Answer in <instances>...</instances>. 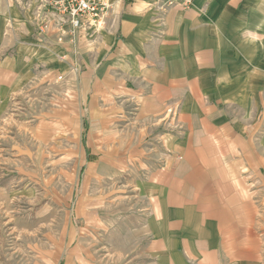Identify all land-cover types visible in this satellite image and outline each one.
Wrapping results in <instances>:
<instances>
[{
    "label": "rangeland",
    "instance_id": "rangeland-1",
    "mask_svg": "<svg viewBox=\"0 0 264 264\" xmlns=\"http://www.w3.org/2000/svg\"><path fill=\"white\" fill-rule=\"evenodd\" d=\"M14 2L22 5V0ZM108 2L102 28L82 33L79 42L94 40L113 23L115 1ZM159 2L162 11L182 8L181 0ZM23 3V12L32 9L35 16L38 44L30 45L44 50L45 57L21 60L15 54L12 62L22 67L8 78L0 74V82H5L0 88V264H142L146 259L135 255L143 228L139 217H146L136 209V130L131 126L136 106L96 82L95 74L107 60L92 55L98 44H90L86 61L80 44L72 54L60 52L56 46L62 35L53 25L42 31L53 20L46 18V0ZM248 31L249 47L234 45L235 59H257L256 31ZM63 40L73 49L68 38ZM240 60V69L248 66L250 76L256 77V64ZM260 85L250 80L243 97L215 99L219 108L230 109L233 121V143L216 144L217 152L232 158L230 232L233 239L248 241L249 262L254 264H264V188L258 182L264 179ZM173 109L170 104L167 116L155 122L146 144H153L150 138L161 133L183 131L180 124H170L176 117Z\"/></svg>",
    "mask_w": 264,
    "mask_h": 264
},
{
    "label": "crops",
    "instance_id": "crops-1",
    "mask_svg": "<svg viewBox=\"0 0 264 264\" xmlns=\"http://www.w3.org/2000/svg\"><path fill=\"white\" fill-rule=\"evenodd\" d=\"M114 1L113 23L80 45L86 61L90 44H98L92 55L107 60L96 82L136 106L131 125L136 209L146 217H139L143 228L135 255L146 259L142 264H254L248 241L233 239L230 232L232 158L217 152L216 144L233 143V121L230 109L219 108L215 99L243 97L256 79L264 92V0H195L188 10L166 11L159 0ZM22 8H27L23 0L22 5L0 0V74L7 78L22 67L12 62L15 54L21 60L45 57L44 50L30 45L38 44L32 9ZM248 29L256 31L251 41L257 43V59H235L234 45L249 47ZM56 47L74 53L67 44ZM239 60L256 64L257 76H250L248 66L240 69ZM170 104L176 114L170 124L183 131L159 132L146 144ZM258 182L264 188V179Z\"/></svg>",
    "mask_w": 264,
    "mask_h": 264
},
{
    "label": "built area",
    "instance_id": "built-area-1",
    "mask_svg": "<svg viewBox=\"0 0 264 264\" xmlns=\"http://www.w3.org/2000/svg\"><path fill=\"white\" fill-rule=\"evenodd\" d=\"M182 8L192 7L193 0H181ZM46 9V18L49 26H42V31L48 30L53 25L62 35L59 44H64L63 37L68 38V44L73 45V50L80 44L82 33L98 32L103 26V18L108 10V0H46L43 5ZM47 19H44L47 21ZM44 21V23H45Z\"/></svg>",
    "mask_w": 264,
    "mask_h": 264
}]
</instances>
